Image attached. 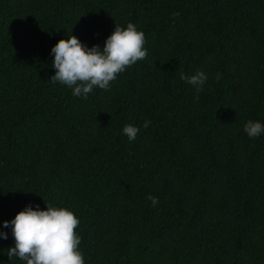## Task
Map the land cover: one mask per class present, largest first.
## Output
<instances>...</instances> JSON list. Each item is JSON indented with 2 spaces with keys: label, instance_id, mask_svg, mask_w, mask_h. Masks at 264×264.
<instances>
[{
  "label": "trees",
  "instance_id": "1",
  "mask_svg": "<svg viewBox=\"0 0 264 264\" xmlns=\"http://www.w3.org/2000/svg\"><path fill=\"white\" fill-rule=\"evenodd\" d=\"M129 21L147 55L108 90L51 79L61 37L102 47ZM248 120L264 123V0H0V264H23L2 222L30 202L73 210L85 264H264Z\"/></svg>",
  "mask_w": 264,
  "mask_h": 264
},
{
  "label": "clouds",
  "instance_id": "2",
  "mask_svg": "<svg viewBox=\"0 0 264 264\" xmlns=\"http://www.w3.org/2000/svg\"><path fill=\"white\" fill-rule=\"evenodd\" d=\"M143 30L129 21L125 26L115 24L105 38L103 46H88L76 35L68 32L67 38L61 37L50 49L51 66L55 69L51 79L71 89L73 97L87 98L94 88L108 90L110 82L117 75L138 60L145 59ZM197 92L202 91L208 79L205 71L184 77ZM151 122L144 120L138 127L126 124L122 134L129 141L136 138L141 128H147ZM249 138L264 135V123L248 120L243 126ZM152 205L157 198L149 196ZM28 203L11 220L2 222L3 228L11 226L14 244L7 248L8 259L15 257L23 264H85L84 255L79 249L80 236L74 231L79 218L69 207L46 203ZM8 234L0 230V239Z\"/></svg>",
  "mask_w": 264,
  "mask_h": 264
}]
</instances>
